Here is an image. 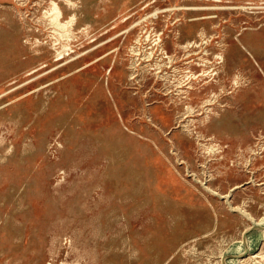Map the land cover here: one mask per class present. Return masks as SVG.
<instances>
[{
    "label": "rangeland",
    "instance_id": "374dc122",
    "mask_svg": "<svg viewBox=\"0 0 264 264\" xmlns=\"http://www.w3.org/2000/svg\"><path fill=\"white\" fill-rule=\"evenodd\" d=\"M0 264H264V0H0Z\"/></svg>",
    "mask_w": 264,
    "mask_h": 264
},
{
    "label": "bare ground",
    "instance_id": "6f19581e",
    "mask_svg": "<svg viewBox=\"0 0 264 264\" xmlns=\"http://www.w3.org/2000/svg\"><path fill=\"white\" fill-rule=\"evenodd\" d=\"M55 11H57V8H55ZM56 16H58V14H57V12H56ZM191 77V76H190ZM193 81V80H192ZM182 82H184V81H182ZM190 82V81H189ZM187 83V82H186ZM178 85V84H177ZM176 85V86H177ZM180 85V84H179ZM169 88V87H168ZM179 88V87H178ZM185 88V87H184ZM192 110V109H191ZM202 111V110H201ZM196 112V111H195ZM256 257H258L257 255H255L254 254V256H252V258H256Z\"/></svg>",
    "mask_w": 264,
    "mask_h": 264
}]
</instances>
